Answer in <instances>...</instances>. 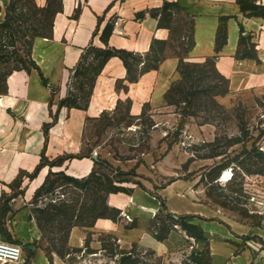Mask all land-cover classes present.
<instances>
[{
  "label": "rangeland",
  "instance_id": "1",
  "mask_svg": "<svg viewBox=\"0 0 264 264\" xmlns=\"http://www.w3.org/2000/svg\"><path fill=\"white\" fill-rule=\"evenodd\" d=\"M106 19L115 27V13L109 12ZM193 21L186 8L172 10L167 29L168 57L180 55L193 60L183 52L187 37L182 39L190 36ZM248 37L253 38L244 31L239 53L256 51L252 39L246 41ZM179 77L177 74L173 82ZM69 81L75 85L74 80ZM135 83L118 80L115 88L119 99L113 111L86 122L83 149L74 157L94 156L96 176L82 188L50 177L56 183L51 188L47 184L37 200L33 196L28 203L30 221L36 229V239L28 244L0 231L1 237L23 246L25 254L19 264L27 261L28 249L35 252L30 264H120L121 252H133L136 258L135 263L125 264H195L193 259L196 264H264V175L248 173L264 168V162L250 154L254 148L264 153V86L229 89L214 99L202 97L201 105L192 107L150 96L141 113L133 116V101L124 86L128 85L129 90L132 86L131 96L137 98ZM214 83L221 84L217 91L227 86L212 77L210 84ZM67 156L71 155L60 157ZM51 162L57 164V158ZM63 165L46 168L48 172L64 171ZM117 178L126 182H118ZM108 180L131 189L130 194L117 193L127 200L128 216L119 209L117 220L109 219L118 231L89 232L85 240L88 248L85 244L70 246L74 250L65 249L64 258H60L51 251L49 240L55 238L57 244H63L64 232L43 220V236L35 219L43 216L38 210L61 203L76 205L77 211L96 205L94 214H99ZM20 192L22 186L11 189L10 195ZM7 200L8 196L3 195V202ZM138 203L155 207L151 219H145ZM109 214L115 216L116 212ZM183 222L196 225L189 228L193 235L203 230L206 239L195 240L182 228Z\"/></svg>",
  "mask_w": 264,
  "mask_h": 264
},
{
  "label": "crops",
  "instance_id": "2",
  "mask_svg": "<svg viewBox=\"0 0 264 264\" xmlns=\"http://www.w3.org/2000/svg\"><path fill=\"white\" fill-rule=\"evenodd\" d=\"M35 1L38 6L46 3V0ZM62 1L63 10L54 19L51 38L36 37L32 45V59L49 81V85L57 89V93L53 95L51 88L43 85L38 72L33 69L29 73H11L7 77V93L0 96V207L3 195H6L10 208L3 219V228L14 241L26 244L36 239V229L30 221L28 203L43 183L48 170L45 167L33 180H24L23 193L20 195L12 197L10 185L20 172H32L35 169L43 151L49 160L79 154L83 149V133L87 120L97 119L113 111L119 99L115 84L118 80L126 79L127 72L122 60L113 57L96 79L87 110L58 107L60 99L67 94L69 80L83 50L91 42L103 47L98 36L93 38L98 18H105L102 29L109 12L117 15L109 45L118 49L146 53L153 39H168V30L158 28L157 19L149 14L143 19L135 17L139 12L160 7L164 0H123L116 2L107 13L113 0ZM167 1H177L194 18L195 45L189 53L193 60H205L216 55V68L228 79L231 90L264 86V19L244 17L237 0ZM261 1L264 4V0ZM8 4L9 0H0V22L4 20ZM78 7L81 11L75 17ZM224 16L229 17L227 42L216 54L215 36L219 18ZM239 25L253 37L258 60L236 59ZM178 62L177 57H168L157 70L143 74L135 83L136 91L138 89L137 98L131 96L132 86L130 90L128 88L127 93L133 101L131 115L137 116L141 113L146 97L160 99L164 96L173 83L172 79L179 74ZM151 84L153 85L150 86ZM148 87L151 89L148 90ZM52 114H56V121L45 137L43 125L52 121ZM94 162L95 158L91 155L73 158L63 165V169L69 176L84 178L93 171ZM120 202L122 204L118 205ZM108 203L128 216L127 200L119 194H110ZM108 231L118 229L114 222L105 218L97 219L93 228L74 227L69 235V246L83 247L88 232L99 234Z\"/></svg>",
  "mask_w": 264,
  "mask_h": 264
},
{
  "label": "trees",
  "instance_id": "3",
  "mask_svg": "<svg viewBox=\"0 0 264 264\" xmlns=\"http://www.w3.org/2000/svg\"><path fill=\"white\" fill-rule=\"evenodd\" d=\"M123 0H113L107 8L106 13L115 5L116 2H122ZM240 11L246 18H262L264 19V4L259 0H237ZM183 8L177 1L164 0L163 4L154 9L139 12L135 15L136 19L145 18L146 14H149L152 18L157 19L158 28L170 29L169 22L173 9ZM63 10L62 0H46L44 6H38L35 0H9V4L5 9V17L0 22V96L7 93V77L15 71L36 70L42 80V83L46 87H50L54 93L55 88L49 85V81L44 77L40 68L32 59V45L33 40L36 37L51 38L54 19L56 15ZM81 8L78 7L75 10V17L80 14ZM105 13V14H106ZM192 19L194 20L193 16ZM229 17L224 16L219 18V25L215 36V52L218 54L227 42V21ZM103 18H98L97 26L93 32V38L99 37V40L103 44V47L95 46L91 42L82 52L80 59L73 69L70 80L75 81V85H71V81L68 83V91L64 98L60 99L59 108L79 109L87 110L89 102L93 93L95 82L99 74L102 72L106 63L113 57H117L122 60L124 67L126 68V80L129 83H135L146 72L157 70L160 64L168 58L166 51L168 45L167 40L153 39L149 50L142 54L125 49H118L109 45V39L114 31V24L111 20H108L105 26L101 29ZM98 32V33H97ZM190 36H183L182 39H188V43L183 52L189 54L194 45V21L192 22V30ZM239 43L236 52V59H255L258 60L257 52L253 53H239L241 42L244 41L243 34L244 29L242 25H239ZM251 37L246 38L251 41ZM19 43V47L16 46ZM251 46L256 50V46L253 42H250ZM179 60L177 71L180 74L179 79L174 81L169 89L164 94L163 98L168 103L179 105L181 103L187 104V106H199L202 97L212 96L214 99L216 96L224 95L229 91V81L226 77L219 73L216 68L217 56L207 57L203 62H192L186 60L180 55L176 56ZM135 63H132V61ZM214 75V76H212ZM212 77L218 79L220 82L227 84L226 88L222 91H217L221 84H210ZM125 92H128V85L124 86ZM212 99V100H213ZM199 100V102H197ZM52 113V112H51ZM52 121L43 125V132L45 137L48 135L50 127L56 121V114H52ZM251 156L258 159L259 162H264V153L257 148L250 151ZM89 157V155H79V157L67 156L66 158L57 157V164H53L49 160L44 151L41 154L39 164L32 172H20L15 181L10 185L11 189L15 187H21L24 178L33 180L37 177L38 173L44 167L50 165L51 167H62L65 161H70L73 158ZM95 165L97 161L94 162ZM246 169V168H245ZM247 171V170H246ZM248 173H256L264 175V168L254 172L248 171ZM96 176L93 171L84 178H75L67 175L64 171L52 172L49 171L45 181L35 191L34 201L40 196V192L46 187L47 184H51L50 188L56 183V180L51 181L50 177H56L58 179H64L74 187L82 188L84 184H87L90 178ZM96 179H100L96 177ZM118 182H126L117 178ZM110 185L105 189L106 197L102 203V211L99 214H94L96 211V205L83 206L77 211L76 205H67L61 203L59 206L50 205L49 210H38L43 216L37 217L36 222L39 230L44 236L45 226L42 221L46 220L47 223H54V228L58 232H64V243L57 244L55 238L49 240L51 251L55 252L60 258H64L65 249H70L67 246L69 235L74 227L93 228L94 223L99 218L117 220V216L120 213L119 209L111 207L108 204V196L110 194L126 193L130 194L131 189L114 185L113 182L108 180ZM102 185V183H100ZM21 194V192L19 193ZM14 197V195L12 196ZM3 201V197H2ZM9 198L6 202H2L0 207V231L3 234L7 232L3 228V219L6 213L10 210ZM164 206L163 203H161ZM141 214L145 219H151L155 213V207L146 206L138 203ZM110 212H116V215L109 214ZM157 216V214H156ZM155 216V217H156ZM182 228L186 232L195 238L197 241L205 240L204 232L200 229L198 234H192L189 228H196V225L183 222ZM90 233L88 232V235ZM8 235V234H7ZM10 238V237H9ZM87 239V238H86ZM62 242V241H61ZM16 243V242H12ZM85 247L88 248L87 241H85ZM27 261L25 264H30V259L34 257V250H26ZM70 254V253H69ZM126 262H136L133 252H121L120 264ZM193 263H198L196 259H193Z\"/></svg>",
  "mask_w": 264,
  "mask_h": 264
},
{
  "label": "built area",
  "instance_id": "4",
  "mask_svg": "<svg viewBox=\"0 0 264 264\" xmlns=\"http://www.w3.org/2000/svg\"><path fill=\"white\" fill-rule=\"evenodd\" d=\"M21 244L12 243L0 237V264H19L24 258Z\"/></svg>",
  "mask_w": 264,
  "mask_h": 264
}]
</instances>
